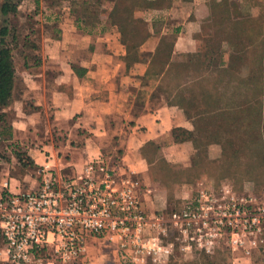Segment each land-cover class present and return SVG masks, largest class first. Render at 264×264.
Here are the masks:
<instances>
[{"label": "crops", "instance_id": "1", "mask_svg": "<svg viewBox=\"0 0 264 264\" xmlns=\"http://www.w3.org/2000/svg\"><path fill=\"white\" fill-rule=\"evenodd\" d=\"M186 1L170 0L160 9H139L137 16L150 21L149 36L138 46L137 59L132 63L122 58L125 51L117 41L115 27L101 26L89 32L74 27L61 29L59 36L52 39L57 48L55 56L40 55V61L30 63V68L20 67L15 71L11 102L0 110L10 117L6 127L9 139L22 135L19 131L22 129H44L45 134L57 131L63 140L53 150L55 157L48 145L40 148L42 152L34 157L27 155L37 168L49 159L55 173L70 175L86 160L100 156L138 181L145 212L165 208V203L161 201L156 206L149 197L154 190L149 188L146 174L151 165L147 146L162 147L160 151L166 154L179 148L187 149L186 153L194 152L191 140L174 142L170 133L179 128L193 137L199 134L195 121L186 119L181 109L154 103L156 99L151 93L161 76H145V71L160 37L167 31L174 32L173 54L198 52V35L209 14L208 4L207 0H188L189 4ZM157 14H162L163 22L155 28L151 23ZM70 49L81 56L68 59L65 55ZM19 72L22 78L17 77ZM149 81L153 84H144ZM36 170L34 178L32 174L24 175L22 181L12 175L1 178L0 191L3 186L12 192L22 191L24 181L29 185L26 190L34 188L38 183ZM162 185L158 187L167 189ZM179 186V182H171L169 191L174 192ZM101 245L110 252V264H119L113 243L89 241L86 256L97 252ZM2 249L0 241V264H4Z\"/></svg>", "mask_w": 264, "mask_h": 264}, {"label": "built area", "instance_id": "2", "mask_svg": "<svg viewBox=\"0 0 264 264\" xmlns=\"http://www.w3.org/2000/svg\"><path fill=\"white\" fill-rule=\"evenodd\" d=\"M36 174L34 188L0 191L5 264H84L92 240L113 243L119 264H164L220 246L250 259L264 249V205L227 184H200L168 213H147L138 181L100 156L64 176L48 159Z\"/></svg>", "mask_w": 264, "mask_h": 264}, {"label": "rangeland", "instance_id": "3", "mask_svg": "<svg viewBox=\"0 0 264 264\" xmlns=\"http://www.w3.org/2000/svg\"><path fill=\"white\" fill-rule=\"evenodd\" d=\"M1 1L2 0H0V3ZM13 1L17 2L16 12L13 15H9L6 21L12 28L15 40V47L12 53L15 71L20 69V67L23 68L24 55H31L32 52L23 50L24 47H29L30 44L37 47V57L39 61L40 55L41 57H48L51 54L55 56L57 48L52 39L54 40L57 38L63 28H75V19H86L84 20L86 22L83 23H92L94 26H89L87 28L83 26L85 24L81 25L79 22L77 24L78 28L84 27L86 28L84 31L88 32L95 28H99V26H111L112 24L110 23L108 13L111 12L114 6H117L118 11L121 10L120 15H125L124 13L129 12L135 19L142 20L146 26L150 23V21H145L144 17L137 16L139 9L133 7V5L138 4V0L133 3L131 2L132 0ZM214 1L218 3L220 0ZM186 4H189L188 0ZM219 9L220 11H224L222 8ZM224 9V14L227 16L223 18L224 21L215 19L213 22H204L202 24V31L198 35V52L202 53L205 48L213 49L215 46H219V49H221V39L224 37L223 33L227 28L224 26L225 21L233 22L232 28H234V31L235 28H237L236 30L238 31L236 34L239 38L238 49L243 53L249 71H245L244 68L241 75L248 76L249 74L248 77L262 85L264 74V0H225ZM218 13L220 12L215 11L216 17ZM94 22H98L99 24H94ZM161 22H163V20H161ZM158 26L160 27V25ZM172 26L168 27L173 29ZM173 33V31H167L166 35L163 37V42L171 44ZM234 34L235 32H232L230 35ZM222 46L223 48L221 50L227 49L226 46ZM79 56H81V54H79V52H74L73 49L67 50L65 55L68 59H72V57L75 59ZM17 77L22 78L20 72L19 74L17 73ZM148 83L151 85L153 81L144 82V84ZM173 84L174 81L166 79L161 81V85H158L151 93L152 97L156 99L154 103H163L160 96L163 97L164 94L161 92L160 88L170 89ZM18 89V91H20V87H18ZM239 92V87L236 92H223L222 96L219 97L220 103L216 104V106H228L229 104H226L227 97L238 102L240 99ZM9 118L10 117L5 116L6 125ZM197 129V134H200L199 123ZM19 131L23 132L22 135H16L14 138L12 137V139L5 138L6 140L0 141V180L7 175H12L18 178L19 181H22L24 175L27 176L32 174L31 178H34V172L37 168L36 164L32 166H23V164L16 161L14 155H19L22 160L28 158L34 163L27 155L34 157L38 152H42L40 148L48 145L50 152H52L53 157H55L53 150L57 147V144L63 140L61 135L56 134L57 131H51L48 134H45L44 129H29V131L22 129ZM212 131H215V129ZM218 132L222 135L224 134L223 136L226 137L225 141L232 140L237 153L233 155L232 147L226 146L224 155H220L219 158L217 157V160H214L215 162L217 161V163L214 164L202 161L203 156L197 152V150L186 153L187 149L184 150L179 148L177 151L175 149V151L166 154L160 151L162 147L153 145L147 146L149 154L151 155V165L149 166L150 171L146 172V174L151 185L149 188L154 190L149 194L152 203L155 201V205L158 206V203L162 201V203H165V207H176L182 197L189 193V191L196 189L200 184L205 186L211 185L213 187L227 184L237 194L242 195L249 193L264 205V152L263 154L260 152L257 153L256 148L259 150L261 146L256 147L255 144L252 143V138L251 140L247 139V137L253 134V131L249 129L245 133V136L241 135L236 129L231 130L227 127H220ZM240 136L241 138H239ZM26 146L30 148V150L26 148ZM194 147L193 145V148ZM215 149L216 148L209 153V157L212 159L215 156ZM45 154L48 155V152H45ZM177 154L180 155L179 158ZM61 174L64 176L67 175L68 172H62ZM175 181L179 182L180 186L174 192H170L169 186L171 182L175 184ZM23 183L24 187L22 191H25L29 185L25 181ZM162 184L165 185L167 189L158 187ZM152 187L161 192L158 193V191ZM155 209L156 208L152 209V211ZM148 212H150V210H148L147 213ZM0 241L3 246L1 237ZM91 251L95 250L91 249ZM96 251L97 252L94 254L89 252L84 264H110V252L107 247L104 248V246L101 245ZM191 255H177L164 264H203L201 260L203 254L196 252ZM205 256L208 257L209 262L212 264H264V250L262 251V249L253 253L250 259L241 257L234 258L224 246L216 248L212 254Z\"/></svg>", "mask_w": 264, "mask_h": 264}, {"label": "trees", "instance_id": "4", "mask_svg": "<svg viewBox=\"0 0 264 264\" xmlns=\"http://www.w3.org/2000/svg\"><path fill=\"white\" fill-rule=\"evenodd\" d=\"M136 1L132 0L131 2ZM169 2L170 0H138V4L133 5V7L137 9H160L169 4ZM207 4L209 14L202 24L204 22H213L215 19L224 21L223 18L227 17L224 14L225 0H220L218 3L214 0H207ZM219 8L224 11H220ZM16 9V1L2 0L0 3V110L5 108L12 99L15 78L12 53L15 47V40L12 28L7 24L6 20L9 15H13L16 12ZM215 11L220 12L217 17ZM120 14L121 10L118 11V7L114 6L111 12L108 13V17L112 24L111 26L116 29L117 41L125 51V55L122 57L123 60L126 63H132L137 59L138 46L149 36V33L147 26L142 20L135 19L129 12L124 13L125 15ZM162 17V14H157L151 23L152 27L158 28V25L162 23ZM84 20L86 19H75V29L84 31L87 27L94 26L92 23H83L86 22ZM78 22L81 25L85 24L83 26L86 28H78ZM94 24L99 23L94 22ZM233 24V22L225 21L224 26L227 28L224 33L222 32L224 37L221 39L220 48L222 49V45H224L227 48L226 50H221L219 46H215L213 49L205 48L202 53L173 54L172 43H164L163 37L165 35H162L145 71V76H161L158 85H161V81L164 79L174 81L170 89L160 88L164 94L163 97L160 96L161 100L165 104L181 109L186 119L195 121L197 125L199 123L200 134L193 137L190 133L175 128L171 130V138L174 142L191 140L195 150L203 156L202 161L210 164L217 163L214 160H217L220 155H224L226 146L232 147L233 155L237 153L232 140L225 141L226 137L223 136L224 134L222 135L218 132L220 127H227L231 130L236 129L241 135L245 136V133L250 129L253 134L247 139L251 140L252 138V143L256 147L261 146L262 149L258 150L256 148L257 153L263 154L264 152V74L262 85L248 77L249 74L248 76L241 75L244 68L245 71H248V65L245 63L246 60L243 57V53L238 49L239 38L236 35L238 31L236 30L237 28L234 31V28H232ZM228 31L231 33L235 32V34L230 35L231 33ZM23 50L32 52L31 55H24L23 57V68L28 69L32 63L34 65V62L38 61V50L32 44L29 47H24ZM238 87L240 88L238 93L240 99L238 102L227 97L226 104H229L228 106H216V104L220 103L219 97L222 96L223 92H236ZM6 127L5 114L0 112V141L10 137ZM214 129L215 131H212ZM214 148H216L215 156L212 159L209 157V153ZM14 156L16 161L23 164V166L33 165L28 158L22 160L17 154ZM174 207L169 208L167 206L163 209V212L168 213ZM201 260L203 264H212L205 255L201 256Z\"/></svg>", "mask_w": 264, "mask_h": 264}]
</instances>
